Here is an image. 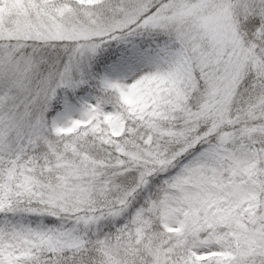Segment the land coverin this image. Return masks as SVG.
Instances as JSON below:
<instances>
[{
	"label": "snow or ice",
	"instance_id": "obj_1",
	"mask_svg": "<svg viewBox=\"0 0 264 264\" xmlns=\"http://www.w3.org/2000/svg\"><path fill=\"white\" fill-rule=\"evenodd\" d=\"M0 264H264V0H0Z\"/></svg>",
	"mask_w": 264,
	"mask_h": 264
}]
</instances>
